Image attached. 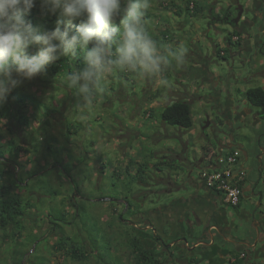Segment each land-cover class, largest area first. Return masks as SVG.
Masks as SVG:
<instances>
[{
    "label": "rangeland",
    "instance_id": "obj_1",
    "mask_svg": "<svg viewBox=\"0 0 264 264\" xmlns=\"http://www.w3.org/2000/svg\"><path fill=\"white\" fill-rule=\"evenodd\" d=\"M208 1L211 0L199 2L207 4ZM247 1L249 0H239V4L245 9L243 15L249 20L244 25L247 32L241 34H251L253 41L258 46L253 45L251 50L243 51L241 50L243 47L236 42L230 45L227 41V38H230L231 33H233L234 26L226 23H223L224 25L219 24V26L210 25L208 14L198 16L189 14L185 10L184 0H169L165 5L161 0H150L149 11L151 16L145 21V25L153 38L161 46L173 48L183 46L186 49L183 67L168 68L164 72L163 80L167 81L166 84L162 83L160 78L153 80L137 73H128V79L122 78L120 80L118 73H114L108 78L105 90L95 96L94 104L89 109L78 105L72 90L64 84L66 78L64 76L50 73L37 75L32 80H24L18 87L21 91L36 96L37 102L28 105L30 122L27 128L18 123L15 117L1 121L4 131L0 132V152L4 156L1 155L0 163H7L9 156L12 158L11 161H16L22 165L19 168L9 162L14 176L21 175L22 172L31 169L33 166L36 168L35 172L40 174L44 168L41 166L43 163L41 155L47 152L45 146H54V138L63 139L66 131L62 126L63 122L68 118L74 119L77 116L80 120H77L74 125L79 129V135L82 138L89 136L96 140V150L89 157L90 163L94 167L97 166L100 169L104 167L102 172L105 175L103 192L109 198H116L117 194L126 196V202L129 201L133 209H136L134 214H126L129 223L127 224L120 223L114 213L115 206L123 212V206L126 205V202L116 205L107 202L102 204L96 201L92 207L91 213L96 215L95 211H97L100 214V228L111 240L116 264H136L135 255L128 243V238L132 235L139 237L145 247L165 260L166 264H200L201 262L205 263V261L209 264H213L212 261H215L216 264H233L231 259L233 256H237L239 252L232 243L223 240L217 230H209L210 224L215 223L214 218H212L213 210L210 207H204V212H201L199 217L196 214H193L191 218L180 217L181 220L183 219L181 222L179 217L174 218L173 216L169 219L167 217L162 219L158 209L164 204H171L173 199H188L196 191L197 185L203 182L199 169L194 170L193 173V178L198 184H195L192 179L187 181L186 176L188 174L185 175V179L178 180L177 174L174 175L171 172V165L176 163L181 155L173 150L171 156H167L165 152L167 148L174 147L178 150L181 149L184 139L191 140L192 145L186 158L193 160L196 155L201 154L202 146H210L219 153L222 140L228 141L225 142L227 145L229 141L233 142L229 134L231 126L225 122L221 109L216 108V103L210 99V95L215 94L211 85L200 88L198 85H202V81L190 78V70L196 69L192 67L194 65L193 59L199 57V54L210 58V71L217 74L218 78L223 79V84L217 87L222 95L218 97L219 103L226 105L231 116L236 111L241 113V120L234 114L235 130L231 131L234 133L235 142L243 145L242 156L248 152L249 163L247 162V167L251 164L252 169H250L251 172L246 170L247 179L255 177L258 180L259 178L260 166L264 163V119L259 116L256 117L259 109L250 105L243 95L251 87H264V27L261 29L264 19L262 17L256 18L253 11L246 8ZM226 2L227 0H218L219 5L228 8ZM181 8H183L182 14H178L181 12ZM221 14L223 15L224 12ZM243 36L247 37V34ZM257 38L261 41L258 42ZM241 40L239 41L241 42ZM195 49L198 54L196 56L194 54L196 53ZM232 49L242 54L233 56ZM218 51H220L221 56L218 55ZM249 77L251 80L246 81ZM158 79L160 80L159 84H161V89L158 88V95L161 91L162 94L166 91L164 93L165 98H158L156 103L158 108L155 106L154 109L152 108L153 110H150L148 105L151 100L155 99L156 91L153 89L156 88ZM178 81L183 86L178 84ZM186 89L188 91H185ZM238 90L243 93L240 94ZM184 91L188 94H197L205 101L200 102L198 99L194 101L190 97L193 105V127L184 129L167 125L161 130L158 122H162L160 116L162 110L159 108H163L170 101L187 98V94L180 95V92ZM230 93H233L234 97L229 96ZM143 108L154 111L152 119L147 120L149 118L146 114H140L139 110L142 111ZM232 109L235 111L232 112ZM208 117H211V123L207 128H204ZM47 120H49L50 125L46 127L44 123ZM157 130H161L163 135L159 143H155L152 139L143 140L145 136L152 137ZM136 132L143 134L142 142H144L145 154L150 152L149 155H143L140 161L143 160L144 163L139 168V164L133 165L129 162L130 158L123 162L122 151L119 149L120 146L130 140L129 145H132L134 141L136 142ZM174 134L177 136L174 137ZM11 140H15L21 146L22 149L16 151L19 155L10 154L11 151L6 152ZM35 143L39 145L38 153H35ZM234 145L237 147V144ZM54 150L55 148L52 147L51 151ZM142 150L139 148V152ZM8 153L9 155H7ZM48 153L45 162L50 161L49 156L52 153L50 151ZM225 153L228 151L226 150ZM72 164L74 165V163ZM127 167L130 169L126 170ZM172 177H174L176 184L168 186L167 182H170ZM97 178L100 176L93 175L90 182H86L80 188L93 195L100 194L97 189V191L95 190ZM70 180L63 170L51 169L48 173H42L30 179L28 189L47 186L58 189L59 186L63 185L64 195L73 198V195L75 197V194L78 193L70 186ZM78 183L79 181L75 179V184ZM38 190L44 195L43 201H39L35 208L28 209L29 211L26 212L25 239H18L17 241L1 239L3 247L0 249V264H4L2 260L10 261L11 256L20 258L22 252L26 253L23 264L32 262L33 264H98L95 261L96 258H92L91 262H85L73 260L62 253H54L51 246L57 241L58 236L56 232L52 235L47 234V230L50 228L47 214L52 210V206H59L60 201L58 205L56 203L50 204L49 201L44 200L47 197L45 196L47 194L45 189ZM137 191L139 194H134L135 198L131 196L132 192ZM169 191L170 193H168ZM16 193L28 196L25 188H16ZM203 193H205L204 190ZM218 202L221 205L225 204L222 200ZM246 202L249 206H242L243 213L246 215L244 219L238 217L233 209L230 210L229 219H231L233 227L227 230L228 235L243 234L245 236L244 232L249 228L248 225L255 229L253 223L255 218H264V200L260 207L258 206L261 202L260 199L254 203L252 197L249 196L246 198ZM161 210L167 215L169 212L170 216L175 213L174 210L164 207ZM171 218H173L172 221H169ZM208 223L209 226L206 227ZM259 228L261 236L254 232L252 234L253 238L255 236L257 246L249 249L246 258L243 260L240 258L242 264H247V262L248 264H264V223ZM66 229L72 236H82L89 242L83 227L72 225ZM36 238L40 239V244L37 246L34 243ZM212 238L215 244L208 246L204 243ZM201 241L204 242L196 244ZM88 249H90V245ZM34 250L35 252H33ZM168 251L172 252L173 256H170Z\"/></svg>",
    "mask_w": 264,
    "mask_h": 264
},
{
    "label": "clouds",
    "instance_id": "obj_2",
    "mask_svg": "<svg viewBox=\"0 0 264 264\" xmlns=\"http://www.w3.org/2000/svg\"><path fill=\"white\" fill-rule=\"evenodd\" d=\"M37 4L42 13L58 17L54 29L41 31L27 18ZM150 7V0H0V105L60 56L82 58V66L68 73L64 84L84 108L93 106L117 72L166 84L164 72L183 67L186 49L161 46L153 38L145 25ZM76 20L79 26L71 34L69 27L62 29ZM32 47L35 54L29 53Z\"/></svg>",
    "mask_w": 264,
    "mask_h": 264
},
{
    "label": "trees",
    "instance_id": "obj_3",
    "mask_svg": "<svg viewBox=\"0 0 264 264\" xmlns=\"http://www.w3.org/2000/svg\"><path fill=\"white\" fill-rule=\"evenodd\" d=\"M161 1L165 5L169 0ZM184 2L185 10L188 11V13L191 15L198 16L206 10V7L202 5L198 0H184ZM210 8L212 9L211 18L214 22L221 21L234 27L238 26V24L234 22V19L237 16L238 12V9L235 6H233V14L224 13L223 15L216 14L214 6H211ZM182 12L183 8H181V12L178 14H182ZM150 16L151 14L148 10L145 16V21H147ZM27 18L31 20L35 27L40 28L41 31L54 29L56 26V21L58 19V17L55 15H47L42 13L38 4L27 15ZM79 23L80 21L76 20L72 25L68 26L65 22L61 25V27L62 29L65 26L69 27L71 34L79 26ZM114 26H119V21H117L116 25ZM164 36L166 37V34H164ZM238 45H241V43H239ZM89 46L91 47V44ZM36 51L37 49L34 47L29 49L30 54H35ZM220 51H218V55L221 56ZM81 66V57L72 59L70 56H60L57 60L47 65L45 71L41 74L47 75L51 73L53 75L66 77L68 73L76 70V68ZM117 73L120 80L122 78H129L128 73ZM243 96L250 105L259 109L258 116L264 119V87H251L247 91H245ZM36 102V96H34L33 94L23 92L19 87L13 89V91L9 94L7 101L3 105H0V126L1 121L15 117L18 123L27 128L30 122L28 105L29 103L36 104ZM36 107L38 106L36 105ZM192 108V102L187 98L176 99L162 109V112L160 114L161 121L166 125L190 129L194 125ZM76 121L77 120L68 118L63 123L70 134L72 128H76L74 125ZM44 124L46 127L50 125L49 120H47ZM70 134H68V136L65 135L67 138L66 141L69 139ZM38 146L39 145H36L35 143V147L38 148ZM52 147L53 145H49L46 147L47 153L48 151H50L52 153L50 157H53H51L52 162H50L48 170H63L66 176L71 179V187L74 190H78V186L75 185V179H73L71 175L70 164H63L58 156L60 151H51ZM19 149H22L21 146L17 144L15 140H11V142L9 143V148H7L6 152L11 151L9 152L10 154L15 153L16 155H19L18 152H16ZM9 153L7 155H9ZM1 155L4 156L2 152H0V157H2ZM11 159L12 158H9L8 156L7 163H0V249H2L3 247L1 239H11L14 241L23 238L25 239L26 212L29 211L28 209L35 208L37 203L39 202V197L44 196L43 193H41L38 189H45V191L47 192V194H45V196H47L46 198H51L52 201L60 198L59 206H52V210L47 214L49 221L48 223H50V228L47 230V234L52 235L56 232L58 236L57 241L51 246L54 253H62L63 255L69 256L73 260L77 261L91 262L92 258H96L95 261L98 264H116L114 254L112 252L111 240L109 239V236L106 235L100 228V214L97 211H95L96 215L91 213L92 207L94 206V204H96V202L91 201V196L82 194L83 197L71 198L64 195V189H54L51 186L39 187L38 189L33 188L32 190H30L28 189L30 179L37 177L39 174L35 172L36 170L32 169L22 172L21 175L14 176V173L9 166V162H12L13 165L18 166L19 168L22 167V165L18 164L16 161H11ZM174 164H172L171 166H174ZM4 165H6L7 167ZM13 165L12 168L14 167ZM23 174L24 176H22ZM16 188H25L28 196L26 197L16 193ZM36 193H39V196H35ZM120 195L121 194H117L116 198L124 199V202H126V196ZM131 196H134V192L131 193ZM58 202L59 201L52 203H56V205H58ZM110 203L116 205L119 204L118 202L116 203L114 201H111ZM123 209L124 211L121 212V209L119 210V207L115 206L114 213L117 215L120 223L124 222L129 224L126 219V214H134L136 209H133L129 201L126 202V205L124 204ZM72 225L83 227V229H85L84 232H86L89 242L82 236H72L71 233H69L66 229V227ZM39 240V238L35 239L34 243L36 244V246L40 244ZM128 243L129 247H131V250L135 255L136 264H166L165 260H162L161 257L157 256L149 248H146L139 237L132 235L128 238ZM89 245L90 249H88ZM33 252H35V250ZM168 253L170 254V256H173L172 252L170 253L168 251ZM25 254V252H22L20 258L11 256L10 261L2 260V263L23 264ZM235 258L236 259L233 264H242L239 257ZM30 264H33V262Z\"/></svg>",
    "mask_w": 264,
    "mask_h": 264
},
{
    "label": "crops",
    "instance_id": "obj_4",
    "mask_svg": "<svg viewBox=\"0 0 264 264\" xmlns=\"http://www.w3.org/2000/svg\"><path fill=\"white\" fill-rule=\"evenodd\" d=\"M199 1H201V0H199ZM247 2H248V5H246V8L248 10L253 11L256 18L262 17L264 19V0H249ZM200 3L206 7V11H207V13L205 11V12L201 13L200 15H207L208 14L209 22H210L209 24L214 25V26H219V24H223V22H221V21L214 22L213 20H211V12H212V9L210 8L211 5H213L215 7V13L216 14H221L222 12L233 14L234 13L233 6H236L237 4H239V0H235V1L234 0H227L226 4L228 5V8L222 7L221 5H219L218 0L208 1L207 4H203L202 2H200ZM212 3H216V4H212ZM247 22H249V20L245 18V15H243L240 23L238 24L237 27L234 28L233 33H231V37H230L231 40H230V38H227V41L230 45L235 43V42L237 44L243 42V44L240 45L243 47L241 49L243 51H247L249 49L251 50L253 45L258 46V44H256V42L253 41V37L251 36V34L246 33L247 37L243 36L246 34H243V35L241 34L242 32H247L246 27L244 26ZM263 27H264V23H263L261 29ZM240 30H242V31H240ZM263 34H264V30H263ZM235 38H237V39H235ZM240 39H242L241 42L239 41ZM257 40H258V42L261 41V39L259 40L258 38H257ZM216 48H215V53H216ZM194 51L196 52V53H194L196 56V54H197L196 49ZM231 53L233 56L242 54L241 52L239 53L235 49H232ZM193 60H194V65L192 67L194 69L195 68L196 69L190 70V72H189L190 78H192V80L193 79H197L198 81L201 80L202 85H200V84L198 85L200 88H203L204 86H207L209 84L211 85V87L213 88V93H215V94L210 95L211 96L210 99L212 100V102L214 101L216 103L215 104L216 108L221 109V113L225 119V122L231 126L229 134H230L233 142L229 141V143L227 145L225 142H228V141L222 140L220 150L221 151L223 150V152H226V150H227L229 152L230 150H233V149L238 148V147H239L238 149L242 150L243 145L235 142L234 133L231 131V130H235L234 129L235 126L233 124V122L236 121L233 118L234 114H236L237 117L239 118V120H241L242 119V116L240 115L241 113H237L238 111H236L231 116L230 111H228L226 109V105L224 103H222V104L219 103L220 99H218V97L222 96V95H221L220 90H217V87L219 85L223 84V79L218 78L219 76H217V74H214V72L210 71V58L209 57L201 56L199 54V57L197 56ZM226 60L228 61V59H226ZM185 68H186V66H185ZM230 74L232 75L231 70H230ZM250 80H251L250 77L246 79V81H250ZM159 82H160V80L158 79L157 80V86L155 88L156 90L153 89V91H156V92H155V96H154L155 99L151 100L150 104L148 105L149 106L148 108H150V110L152 108L154 109L155 106L157 107L156 103L158 102V100H157L158 98H165L164 93L166 91L163 94L161 91V93L158 95V93H159L158 88L161 87V84H159ZM178 84H181V82L178 81ZM181 85L183 86V84H181ZM185 91H188V89H186ZM185 91L180 92V95L187 94L188 100H190V97H191V99H194V101H196V99H198V100H200V102H205V101H203V99H201V97L199 95H197V94L193 95L190 92H189L190 94H188ZM170 92H172V91H170ZM238 92L240 94L243 93L241 90H238ZM229 96L234 97L233 93H230ZM170 103H171V101L166 103L165 106H167ZM163 108H159V109L162 110ZM150 110L143 108V110L142 111L139 110V112H140V114H143V115L146 114L147 118H149L147 120H150V119H152V115L154 112V111H150ZM234 111L235 110L232 109V112H234ZM139 112L137 111L138 114H139ZM244 113H246V111ZM246 116H247V113H246ZM256 117H258V114ZM209 119H211V117ZM73 120H80V119H78L76 116ZM249 122H251V121H249ZM210 123H211V121H210ZM158 125L161 126V130H163L167 126L163 122H160V123L158 122ZM62 126H64V125H62ZM64 128L66 130L65 135L68 136V134H70V133L68 132V129L66 128V126H64ZM161 130H157V132L152 137L145 136L144 138L142 137L143 134H139V132H136V135H137L136 139H135V140H137L136 142L134 141L132 143V145H129L131 142V140H130L129 142H126L125 144H123L119 148L122 151L121 158H122L123 162L126 160H129L128 158H130L129 162L133 165L139 164V166H138V168H139L140 165L144 163V162H142L143 160L140 161L143 158V155H149L150 154V152H148V154L146 152V154H145V147H144V142H142V138H143V140L152 139V141H154L155 143H159L163 137ZM79 134H80L79 129L77 127L72 128L71 134H70L69 139L67 141H66V139H67L66 136H63V139L54 138V141H53V143H54L53 147L55 148V150L60 151L59 155H58L59 158L61 159L63 164H70L71 165V175L73 178H75L79 181V183L77 184L78 190H75L76 192H78V194H75V195H77L75 197L73 195V197L74 198H76V197L80 198V197H83L82 194L87 193V195L91 196V198H90L91 201H94V202L99 201L102 204H104L106 202L110 204L111 201H114L116 203L118 202L119 204L123 203L124 199L109 198V196L105 195V192H103V190H104V188H103L104 181L103 180H105V175L102 174L104 167H101V169H100L97 166L94 167L90 163V157L89 156L92 152H95V150H96V140L91 139L89 136L82 138ZM173 136L175 137V136H177V134H174ZM234 144H237V147H235ZM191 145H192L191 140H185L184 139L182 141L181 149L176 150L174 147H171V148H167L165 150V152L167 153V156H171V154L173 153V150H175L181 155V157L177 159V162L174 164V166H172V171H171L174 175L177 174L178 180L182 179V178L185 179V175L188 174L186 176L187 181L192 179V181L195 184H198V183H196L197 181L193 178L194 170H196V169L201 170L202 168H214V167H217L218 164L215 163L216 158L213 156L215 151L210 146H207V147L202 146L201 154L196 155L195 159H193V160L187 159L186 155H187ZM45 147H47V145ZM138 147L143 149V150L141 152H139ZM179 150H181V151L179 152ZM38 152H39V148H36L35 153H38ZM47 154H48L47 152H44V154L41 155L43 158L42 159L43 163H41V166H43L44 168L41 170V173L39 175H41L42 173H48L49 171H51V169L48 170V167H49L50 161L52 160L53 157L51 156L52 157L51 158L49 156L50 161L45 162V158H46ZM151 154H152V152H151ZM248 160H249L248 152H245L244 156L241 155L238 166L242 169L250 171V169H252V167H251V164L249 165V167H247V162L249 163ZM72 163H74V165ZM32 169L36 170V168L34 166L29 170H32ZM129 169H130L129 167L126 168V170H129ZM181 170L183 171L182 173H181ZM93 175H95L96 177L100 176V178L96 179V184H95V186H96L95 190L97 189L100 193L97 195H93L92 193L88 192L87 190L84 191L80 188L86 182H90L91 177H93ZM117 177H119V176H117ZM201 180L203 182L201 184L197 185L198 187H197L196 191L193 192V194H191L188 199H181V200L173 199L171 201V204L162 205L158 209V211L161 215V218L165 219L167 217V219H169L172 216L174 218L179 217V220L181 222L180 217H182V216H183V218H191L193 214L194 215L196 214V216L199 217V214L201 212H204L203 208L208 206L211 208V210H213L212 218H214L215 223H211L210 226L208 223L206 225V227L209 226L210 231L211 230H217V232H219L221 237H223V240H225L226 242L232 243L234 245L235 249L239 252L237 256L232 257L231 262L233 263L235 261V259H236L235 257L246 258V256L248 255L247 253L249 252V249L257 246V243L255 242V236L253 238L252 234L254 232V233H257V235L261 236V233L259 232L260 231L259 227L264 223V218L263 219L262 218H255L253 220L255 229H253L250 225H248L249 228L245 232L243 231L244 234H246L245 236L243 234L232 236V234L231 235L227 234V230H230L233 227L232 221H231V219H229L230 212H231L230 210L233 209L234 213L238 217H242L244 219V217L246 215L243 213L242 206L245 205V207H247L248 204H247V202L245 203L246 198L251 196L254 203H257V200L260 199L261 202L258 204L259 207L261 204H263V200H264V163H262L260 166V174H259L258 180H256L255 177L253 179L250 177L244 183L243 200L241 202V205L238 207H233V208H230L231 206L227 207L226 205H228V204H226L224 202L223 194L217 190L208 188L206 186L204 180L203 179H201ZM170 184H171V186H174L176 183L174 180L173 181L170 180V183L167 182V185L169 186ZM68 185H70V184L68 183ZM58 188L63 189V185L59 186ZM203 190L205 193H203ZM136 193L139 194L138 191L134 192V194H136ZM168 193H170V191ZM36 195L39 196V193H36L35 196ZM43 197L44 196L39 197V201H43ZM133 197L135 198V196H133ZM44 200H47V201H49L50 204H52V202L60 201V198H58L54 201H52L51 198H45ZM219 200H222V202L225 203L226 205L225 204L221 205L218 202ZM162 207H164L165 209L174 210L175 213L170 216L169 212H168V215H167V214L163 213V211L161 210ZM259 207H258V209H259ZM172 219L173 218H171L169 221H172ZM190 223H191V221H190ZM224 231H225V233H223ZM202 242H204V241L198 242L196 244L198 245V244H201ZM204 243L208 246H211L212 244H215V241L212 238L210 240H207ZM222 262H224V261H222ZM212 263L216 264L215 261H212ZM200 264H209V263L207 261H205V263L201 262ZM247 264H248V262H247Z\"/></svg>",
    "mask_w": 264,
    "mask_h": 264
},
{
    "label": "built area",
    "instance_id": "obj_5",
    "mask_svg": "<svg viewBox=\"0 0 264 264\" xmlns=\"http://www.w3.org/2000/svg\"><path fill=\"white\" fill-rule=\"evenodd\" d=\"M240 157L241 150L236 149L229 154H221L215 161L217 167L200 170L206 186L221 192L224 202L231 207L241 204L247 180L246 170L238 166Z\"/></svg>",
    "mask_w": 264,
    "mask_h": 264
},
{
    "label": "water",
    "instance_id": "obj_6",
    "mask_svg": "<svg viewBox=\"0 0 264 264\" xmlns=\"http://www.w3.org/2000/svg\"><path fill=\"white\" fill-rule=\"evenodd\" d=\"M237 9H238V14H237V16L235 17L234 22H235L236 24H239L240 21H241V18H242V16H243V14H244L245 9H244L243 6H241L240 4H237ZM209 125H210V119H209V117H208V119H207V121H206V123H205V125H204V128H207Z\"/></svg>",
    "mask_w": 264,
    "mask_h": 264
},
{
    "label": "bare ground",
    "instance_id": "obj_7",
    "mask_svg": "<svg viewBox=\"0 0 264 264\" xmlns=\"http://www.w3.org/2000/svg\"><path fill=\"white\" fill-rule=\"evenodd\" d=\"M115 27V26H114ZM236 149H238V148H235V149H233V150H230L228 153H225V152H223V150L221 151V152H219V153H217V152H215L214 154H213V156L217 159L221 154H229V153H231V152H233L234 150H236ZM174 180V177H172L171 178V181H173ZM168 183H170V182H168ZM96 202V201H95Z\"/></svg>",
    "mask_w": 264,
    "mask_h": 264
},
{
    "label": "flooded vegetation",
    "instance_id": "obj_8",
    "mask_svg": "<svg viewBox=\"0 0 264 264\" xmlns=\"http://www.w3.org/2000/svg\"><path fill=\"white\" fill-rule=\"evenodd\" d=\"M236 8H237V5L235 6ZM237 14H238V12H237ZM211 20H213L212 18H211ZM191 101V100H190ZM182 221V220H181Z\"/></svg>",
    "mask_w": 264,
    "mask_h": 264
}]
</instances>
